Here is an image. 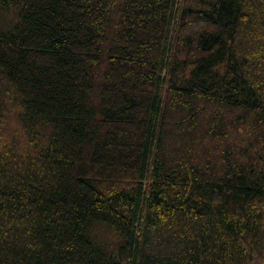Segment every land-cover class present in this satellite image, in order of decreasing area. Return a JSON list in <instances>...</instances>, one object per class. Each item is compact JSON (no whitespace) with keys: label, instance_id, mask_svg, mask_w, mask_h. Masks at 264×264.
<instances>
[{"label":"trees","instance_id":"trees-1","mask_svg":"<svg viewBox=\"0 0 264 264\" xmlns=\"http://www.w3.org/2000/svg\"><path fill=\"white\" fill-rule=\"evenodd\" d=\"M0 264H264V0H0Z\"/></svg>","mask_w":264,"mask_h":264}]
</instances>
